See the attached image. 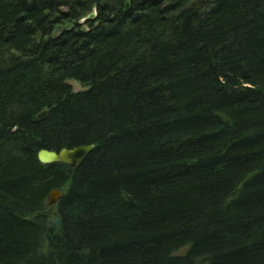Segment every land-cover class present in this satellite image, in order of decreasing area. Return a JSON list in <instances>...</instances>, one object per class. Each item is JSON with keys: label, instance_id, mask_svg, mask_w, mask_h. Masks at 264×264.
I'll list each match as a JSON object with an SVG mask.
<instances>
[{"label": "trees", "instance_id": "1", "mask_svg": "<svg viewBox=\"0 0 264 264\" xmlns=\"http://www.w3.org/2000/svg\"><path fill=\"white\" fill-rule=\"evenodd\" d=\"M125 2L0 0V264H264V0Z\"/></svg>", "mask_w": 264, "mask_h": 264}, {"label": "water", "instance_id": "2", "mask_svg": "<svg viewBox=\"0 0 264 264\" xmlns=\"http://www.w3.org/2000/svg\"><path fill=\"white\" fill-rule=\"evenodd\" d=\"M131 0H126L125 10L130 8ZM95 12L89 13L88 17H93ZM47 111L44 110L43 113ZM94 144H81L73 147H62L59 150L40 148L38 150V157L42 162H55L61 161L68 163L72 166L78 165L84 157L93 149ZM63 195V191L60 188H53L49 192L48 200L50 204L56 203Z\"/></svg>", "mask_w": 264, "mask_h": 264}, {"label": "rangeland", "instance_id": "3", "mask_svg": "<svg viewBox=\"0 0 264 264\" xmlns=\"http://www.w3.org/2000/svg\"><path fill=\"white\" fill-rule=\"evenodd\" d=\"M69 82L72 84V86L76 90L84 88V86L82 85V83L80 81H77L75 79H70ZM186 249H187V246H184L178 252L179 253L185 252Z\"/></svg>", "mask_w": 264, "mask_h": 264}]
</instances>
